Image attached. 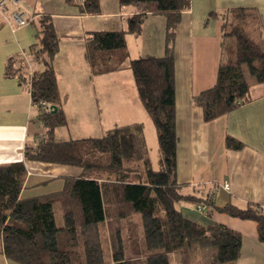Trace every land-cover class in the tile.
I'll return each instance as SVG.
<instances>
[{"label":"trees","instance_id":"1","mask_svg":"<svg viewBox=\"0 0 264 264\" xmlns=\"http://www.w3.org/2000/svg\"><path fill=\"white\" fill-rule=\"evenodd\" d=\"M77 5L81 15H98L99 0H65ZM120 7L144 6L165 17L164 54L128 61L138 97L157 134L160 159L151 167L139 125L110 131L105 137L57 143L53 128L62 121L52 62L59 52L50 18L36 22L37 41L27 53L41 71L24 72L22 53L10 59L6 76L27 86L36 119L44 132L34 145L26 144L28 161L81 168L93 178H64L60 191L25 198L23 162L0 165V242L2 253L17 264H236L242 236L228 227L198 224L183 216L179 205L205 206L251 221L258 242L264 245V215L260 207L227 204L214 206L209 195L184 193L176 182L173 41L180 15L189 0H117ZM145 13L126 19L121 31H93L85 37V58L94 75L122 69L128 60L126 35L138 36ZM221 21V59L212 87L192 97L210 122L250 101L247 78L264 83V37L261 19L251 9H225ZM17 63V65H15ZM44 102L45 106L39 105ZM56 107L52 114L50 107ZM230 150L242 144L225 139ZM104 178L96 179L95 175Z\"/></svg>","mask_w":264,"mask_h":264},{"label":"crops","instance_id":"2","mask_svg":"<svg viewBox=\"0 0 264 264\" xmlns=\"http://www.w3.org/2000/svg\"><path fill=\"white\" fill-rule=\"evenodd\" d=\"M99 4L98 15H81L77 5L65 0H21L19 10L29 23L19 28L7 26L0 13V165L24 163L22 197L60 191L64 178H93L78 167L28 161L23 156L25 145H34L46 128L42 129L36 119L28 87L16 77L6 76V67L10 59L26 53L21 60L24 72L42 70L27 53L37 41V27L32 23L41 16L50 18L59 41L52 67L63 119L53 128L54 141L99 139L110 131L139 125L148 158L153 150L160 159L156 130L138 97L128 61L164 54L165 17L144 6L120 7L117 0H99ZM232 8L256 11L264 37V0H189L188 10L180 15L173 41L175 178L178 185L185 186L184 193L209 195L218 208L253 203L264 215V83L247 79L250 101L210 122L203 121L201 109L192 103L194 95L214 85L221 59L220 17L209 15ZM6 10L18 9L8 4ZM139 13H145L141 32L126 35L128 60L122 69L94 75L84 55L87 33L124 30L126 19ZM227 137L240 142L242 149L226 148ZM224 183L229 190L222 188ZM179 208L184 217L198 224L212 222L240 233L242 244L236 264H264V245L258 242L254 222L217 211L207 218L206 213L187 203ZM172 258L176 264V257ZM0 264H17L5 258L1 242Z\"/></svg>","mask_w":264,"mask_h":264},{"label":"built area","instance_id":"3","mask_svg":"<svg viewBox=\"0 0 264 264\" xmlns=\"http://www.w3.org/2000/svg\"><path fill=\"white\" fill-rule=\"evenodd\" d=\"M83 0H76L77 3H81ZM11 4L13 7L17 8L18 10L8 13L6 8L7 5ZM21 4V0H0V13L3 18V22L12 28H19L22 26H25L29 23V19L25 17L24 12L19 10ZM41 106H45L44 102H40ZM36 107V105H34ZM222 188L225 190H229V185L227 183H224L222 185ZM196 211L199 213L204 214L205 213V206L203 205H197L195 207Z\"/></svg>","mask_w":264,"mask_h":264},{"label":"rangeland","instance_id":"4","mask_svg":"<svg viewBox=\"0 0 264 264\" xmlns=\"http://www.w3.org/2000/svg\"><path fill=\"white\" fill-rule=\"evenodd\" d=\"M247 79H249V77H246ZM117 85V84H114V86ZM42 125V129L44 128V123L41 124ZM150 160H151V166L153 169H157L158 168V165H157V160L159 159L157 153H155L153 150H151V153H150ZM197 260H198V264H201V259L200 257L197 255ZM171 264H175L174 260L172 259V263Z\"/></svg>","mask_w":264,"mask_h":264},{"label":"water","instance_id":"5","mask_svg":"<svg viewBox=\"0 0 264 264\" xmlns=\"http://www.w3.org/2000/svg\"><path fill=\"white\" fill-rule=\"evenodd\" d=\"M50 109H51V113H52V114L56 113V110H57L56 107L51 106Z\"/></svg>","mask_w":264,"mask_h":264}]
</instances>
